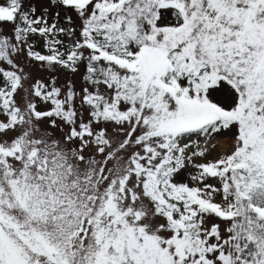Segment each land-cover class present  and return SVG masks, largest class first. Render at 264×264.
<instances>
[{
	"label": "snow or ice",
	"instance_id": "6c2138e0",
	"mask_svg": "<svg viewBox=\"0 0 264 264\" xmlns=\"http://www.w3.org/2000/svg\"><path fill=\"white\" fill-rule=\"evenodd\" d=\"M0 264H264V0H3Z\"/></svg>",
	"mask_w": 264,
	"mask_h": 264
},
{
	"label": "rangeland",
	"instance_id": "374dc122",
	"mask_svg": "<svg viewBox=\"0 0 264 264\" xmlns=\"http://www.w3.org/2000/svg\"><path fill=\"white\" fill-rule=\"evenodd\" d=\"M3 0H0L2 3ZM32 3L37 7L38 10L42 9L43 6L47 5V0H32ZM230 133H221V135L217 139H228L230 137Z\"/></svg>",
	"mask_w": 264,
	"mask_h": 264
}]
</instances>
